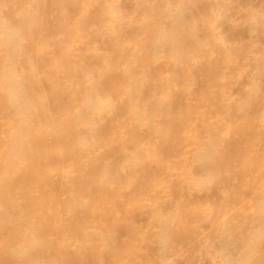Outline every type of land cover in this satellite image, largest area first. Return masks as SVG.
<instances>
[{
	"label": "rangeland",
	"instance_id": "1",
	"mask_svg": "<svg viewBox=\"0 0 264 264\" xmlns=\"http://www.w3.org/2000/svg\"><path fill=\"white\" fill-rule=\"evenodd\" d=\"M30 1L0 0V264H264V0Z\"/></svg>",
	"mask_w": 264,
	"mask_h": 264
},
{
	"label": "bare ground",
	"instance_id": "2",
	"mask_svg": "<svg viewBox=\"0 0 264 264\" xmlns=\"http://www.w3.org/2000/svg\"><path fill=\"white\" fill-rule=\"evenodd\" d=\"M30 1V0H29ZM34 1V0H33ZM184 0H182V2H183ZM31 2V1H30ZM17 3V2H16ZM35 4V3H34ZM136 5H137V3H136ZM167 5V4H166ZM39 6V5H38ZM146 6H148V5H146ZM12 7V6H11ZM33 8H34V6H32ZM105 7V6H104ZM167 7V6H166ZM196 8V7H195ZM64 9V8H63ZM82 9V8H81ZM36 10V9H35ZM37 11V10H36ZM109 11V10H108ZM29 12V11H28ZM3 13V12H2ZM122 13V12H121ZM39 14H41V13H39ZM63 14V13H62ZM138 14V13H137ZM1 15V14H0ZM42 17V16H41ZM43 17H44V15H43ZM168 20V19H167ZM138 21V20H137ZM155 21H156V19H155ZM80 22V21H79ZM105 23V22H104ZM173 23V22H172ZM52 24V23H51ZM108 24H109V22H108ZM25 25V24H24ZM165 25V24H164ZM163 29V28H162ZM28 30H29V28H28ZM113 31V30H112ZM0 32H1V34L2 35H4L5 37H6V49H7V51H9V58H13V52L15 51V49H16V46L15 45H13L12 43H11V38H12V36H14V35H16V34H18L19 33V28L18 27H13L10 31H8V32H6V31H4L3 29H2V26H1V23H0ZM106 34V33H105ZM80 36V35H79ZM95 38V37H94ZM107 38V37H106ZM124 38V37H123ZM160 38H161V36H160ZM110 40H111V38H110ZM26 41V40H25ZM61 41V40H60ZM98 42V41H97ZM128 42V41H127ZM99 43V42H98ZM107 46V45H106ZM128 49V48H127ZM150 49V48H149ZM117 51V50H116ZM32 52V51H31ZM106 52H107V50H106ZM53 54V53H52ZM102 54V53H101ZM54 55V54H53ZM112 56V55H111ZM173 60V59H172ZM178 61V60H177ZM134 62V61H133ZM140 62V61H139ZM138 62V63H139ZM168 62V61H167ZM163 63V62H162ZM132 64V63H131ZM12 65H14L13 63H12ZM136 65V64H135ZM139 65V64H138ZM158 65V64H157ZM166 65V64H165ZM35 66V65H34ZM88 66V65H87ZM196 66V65H195ZM62 67V66H61ZM178 67V66H177ZM60 68V67H59ZM128 68V67H127ZM69 70H71V69H69ZM132 70H134V69H132ZM157 70V69H156ZM109 71V70H108ZM135 71H136V69H135ZM31 72V71H30ZM122 72V71H121ZM179 72V71H178ZM25 73V72H24ZM64 73V72H63ZM92 73V72H91ZM114 73H115V70H114ZM137 73V72H136ZM168 73V72H167ZM5 74H6V72H5ZM110 74V73H109ZM181 74V73H180ZM184 74V73H183ZM179 75V74H178ZM34 76H36V75H34ZM77 77V76H76ZM94 78V77H93ZM186 78V77H185ZM97 80H98V78H96ZM188 79V78H187ZM195 79V78H194ZM193 79V80H194ZM10 80V84H11V86H10V88H9V94H10V96L11 97H13L16 93H21L22 94V89L19 87V88H17L16 87V84H17V81L15 80V78H10L9 79ZM96 80V81H97ZM73 81V80H72ZM99 81V80H98ZM136 82V81H135ZM138 82V81H137ZM154 82H155V80H154ZM175 82V81H174ZM185 82H187V81H185ZM184 82V83H185ZM40 83V82H39ZM72 83V82H71ZM184 83H183V85H184ZM195 83V82H194ZM41 84V83H40ZM186 84V83H185ZM192 84V83H191ZM42 85V84H41ZM103 85V84H102ZM135 85V87H136V83L135 84H133V86ZM72 86V85H71ZM104 86V85H103ZM187 86V85H186ZM257 86V85H256ZM40 87V86H39ZM131 87V86H130ZM183 87H185V86H182V88ZM41 88H44L43 86L41 87ZM173 88V87H172ZM186 88V87H185ZM170 89V88H169ZM187 90V89H186ZM211 90V89H210ZM44 91V90H43ZM155 91V90H154ZM166 91V90H165ZM225 91V90H224ZM45 92V91H44ZM186 92V91H185ZM174 93V92H173ZM187 93V92H186ZM191 93V92H190ZM205 93V92H204ZM164 94V93H163ZM203 94V93H202ZM31 95V94H30ZM189 95V94H188ZM207 95V94H206ZM111 96V95H110ZM82 97V96H81ZM93 97V96H92ZM192 97V96H191ZM31 98H33V97H31ZM47 97L45 96V99H46ZM67 98V97H66ZM187 98V97H186ZM161 99V98H160ZM171 99H172V97H171ZM31 100V99H30ZM33 100V99H32ZM41 100V99H40ZM157 100V99H156ZM188 100V99H187ZM83 101V100H82ZM122 101H123V99H122ZM41 102V101H40ZM111 102V101H110ZM184 102V101H183ZM189 102V101H188ZM192 102V101H191ZM199 102V101H198ZM232 101H230V103H231ZM98 103H100V101L98 100ZM172 103V102H171ZM180 103H181V101H180ZM186 103V102H185ZM208 103V102H207ZM100 104H102V103H100ZM195 104V103H194ZM67 105V104H66ZM125 105V104H124ZM204 105H205V103H204ZM228 105H229V103H228ZM228 105H226V106H228ZM35 106V108H37L36 107V105H34ZM46 106H48V105H46ZM95 106V105H94ZM168 107V106H167ZM182 107V106H181ZM47 110H48V108H46ZM124 110V109H123ZM179 110H180V108H179ZM199 110V109H198ZM46 111V110H45ZM49 111V110H48ZM210 111V110H209ZM94 112V111H93ZM136 112V111H135ZM243 112V111H242ZM249 112V111H248ZM48 113H50V112H48ZM212 113V112H211ZM97 114V113H96ZM217 114V113H216ZM185 115V114H184ZM212 115V114H211ZM210 115V116H211ZM219 114H217V116H218ZM247 116V115H246ZM39 117V116H38ZM219 117V116H218ZM176 118V117H175ZM187 118V117H186ZM217 118V117H216ZM259 118V117H258ZM83 119V118H82ZM211 119H212V117H211ZM112 120V119H111ZM225 120V119H224ZM227 120V119H226ZM132 121V120H131ZM207 121V120H206ZM215 121V120H214ZM234 121V120H233ZM118 122V121H117ZM219 122V121H218ZM217 122V123H218ZM221 122H222V120H221ZM113 123V122H112ZM120 123V122H119ZM156 123V122H155ZM217 123H216V125H217ZM229 124H231L230 122H229ZM29 125V124H28ZM192 125H193V123H192ZM224 125V124H223ZM159 126V125H158ZM225 126V125H224ZM223 126V127H224ZM51 127V126H50ZM192 127V126H191ZM194 127V126H193ZM214 127V126H213ZM226 127H227V125H226ZM263 127V126H262ZM181 129V128H180ZM228 129V128H227ZM187 130V129H186ZM185 130V131H186ZM195 131V130H194ZM209 131V130H208ZM211 131H213L214 132V130H211ZM45 132V131H44ZM53 132V131H52ZM192 133V131H189V133ZM198 132V131H197ZM197 132H196V136H197ZM238 132V131H237ZM157 133V132H156ZM182 133L183 132H181V135H182ZM189 133H187V134H189ZM208 133V132H207ZM185 134V133H184ZM193 134V133H192ZM159 135V134H158ZM194 135V134H193ZM200 136V135H199ZM205 136V135H204ZM208 136H209V134H208ZM78 137V136H77ZM194 137V136H193ZM198 137V136H197ZM199 138V137H198ZM226 138V137H225ZM260 138V137H259ZM151 139V138H150ZM149 139V140H150ZM192 139V138H191ZM264 139V138H263ZM187 140H188V138H187ZM194 141H195V137H194V139H193ZM258 140V139H257ZM185 141V140H184ZM264 141V140H263ZM69 142V141H68ZM193 142V141H192ZM133 143V142H132ZM185 143H186V141H185ZM232 143V142H231ZM74 144V143H73ZM187 144V143H186ZM155 145V144H154ZM192 145H194V144H192ZM196 145H197V143H196ZM198 146V145H197ZM79 147V146H78ZM139 147V146H138ZM155 147H156V145H155ZM223 147V146H222ZM125 148H126V146H125ZM157 148V147H156ZM179 148H181L180 146H179ZM186 148V147H185ZM188 148V147H187ZM187 148H186V150H187ZM205 149V148H204ZM221 150V149H220ZM7 151V150H6ZM175 151H177V150H175ZM175 151H174V153H175ZM229 151V150H228ZM90 152V151H89ZM163 152V151H162ZM182 152V151H181ZM199 152V151H198ZM214 152V151H213ZM223 153H224V151H222ZM221 152V153H222ZM147 153V152H146ZM173 153V152H172ZM173 153V154H174ZM179 153V152H178ZM202 153V152H201ZM207 153V152H206ZM209 153V152H208ZM220 153V154H221ZM157 154V153H156ZM160 155V154H159ZM224 155V154H223ZM122 156V155H121ZM177 157V156H176ZM139 158V157H138ZM150 158V157H149ZM174 159H175V157H173ZM123 159V158H122ZM183 160V159H182ZM221 160V159H220ZM26 161V160H25ZM127 161V160H126ZM130 161V160H129ZM223 163V162H222ZM8 164V163H7ZM151 164H153V163H151ZM212 165V164H211ZM141 166V165H140ZM152 166V165H151ZM224 166V165H223ZM42 167V166H41ZM40 167V168H41ZM114 167H116V166H114ZM218 167V166H217ZM225 167V166H224ZM6 168V167H5ZM226 168V167H225ZM18 169H20V168H18ZM43 169V168H42ZM213 169V168H212ZM63 170V169H62ZM221 170V169H220ZM227 170V169H226ZM235 170V169H234ZM219 171V170H218ZM222 171V170H221ZM155 172V171H154ZM162 172V171H161ZM212 172V171H211ZM227 172V171H226ZM225 172V173H226ZM49 173V172H48ZM160 173V172H159ZM200 173H201V171H200ZM221 173V172H220ZM12 174H13V172H12ZM81 174V173H80ZM153 174V173H152ZM182 174V173H181ZM187 174V173H186ZM199 174V173H198ZM164 175V174H163ZM200 175V174H199ZM218 175V174H217ZM161 176V175H160ZM229 176V175H228ZM151 177V176H150ZM231 177V176H230ZM235 177V176H234ZM155 178V177H154ZM157 178H158V176H157ZM217 179V178H216ZM236 179V178H235ZM234 180V179H233ZM178 181H179V178H178ZM181 181V180H180ZM215 181V180H214ZM170 182V181H169ZM184 182V181H183ZM188 182V181H187ZM199 182V181H198ZM224 182V181H223ZM200 183V182H199ZM221 183V182H220ZM225 183V182H224ZM231 183V182H230ZM157 184H159V183H156L155 185H157ZM219 184V183H218ZM5 185V184H4ZM181 185V184H180ZM225 185V184H224ZM224 185H222V186H224ZM229 185V184H228ZM6 186V185H5ZM189 186V185H188ZM209 186V185H208ZM207 186V187H208ZM233 186V185H232ZM122 187V186H121ZM156 187V186H155ZM198 187V186H197ZM177 188V187H176ZM194 188V187H193ZM222 188V187H221ZM187 189H188V187H187ZM195 189V188H194ZM219 189V188H218ZM224 189V188H223ZM68 190V189H67ZM157 190V189H156ZM186 190V189H185ZM204 190V189H203ZM92 191V190H91ZM149 191V190H148ZM222 191V190H221ZM143 192V191H142ZM188 192V191H187ZM212 192V191H211ZM232 192V191H231ZM126 193V192H125ZM145 193V192H144ZM148 193H150V192H148ZM160 193V192H159ZM172 193V192H171ZM210 193V192H209ZM193 194V193H192ZM196 194V193H195ZM228 194H229V191H228ZM156 195V194H155ZM162 195V194H161ZM197 195V194H196ZM220 195V194H219ZM225 195H226V193H225ZM149 196V195H148ZM218 196V195H217ZM173 197V196H172ZM192 197V196H191ZM190 197V198H191ZM226 197V196H225ZM228 197V196H227ZM146 198H147V194H146ZM160 198V197H159ZM178 198V197H177ZM189 198V199H190ZM189 199H188V201H189ZM153 200V199H152ZM198 200H199V198H198ZM160 201H161V199H160ZM173 201V200H172ZM176 202V201H175ZM140 203V202H139ZM141 203H142V201H141ZM181 203V202H180ZM254 203V202H253ZM164 204V203H163ZM168 204V203H167ZM172 204V203H171ZM201 204V203H200ZM206 204V203H205ZM143 205H144V203H143ZM147 205V204H146ZM162 205V204H161ZM161 205H159L160 207H161ZM181 205V204H180ZM247 205V204H246ZM206 206H208V205H206ZM219 206V205H218ZM247 206H249V205H247ZM111 207V206H110ZM119 207V206H118ZM153 207H154V205H153ZM169 207V206H168ZM170 207H172V206H170ZM207 208V207H206ZM216 208V207H215ZM227 208V207H226ZM239 208V207H238ZM165 209V208H164ZM177 209V208H176ZM222 209V208H221ZM232 209V208H231ZM111 210V209H110ZM154 210L155 209H153V212H154ZM167 210H168V208H167ZM166 210V211H167ZM178 210V209H177ZM213 210V209H212ZM224 210V209H223ZM58 211V210H57ZM120 211V210H119ZM162 211H163V209H162ZM170 211V210H169ZM215 211H217V210H215ZM242 211V210H241ZM240 210H239V212H241ZM244 211V210H243ZM242 211V212H243ZM113 212V211H112ZM187 212V211H186ZM229 212V211H228ZM234 212V211H233ZM238 212V211H237ZM238 212V213H239ZM61 213V212H60ZM120 213V212H119ZM166 214V213H165ZM178 214H179V212H178ZM227 215V214H226ZM231 215V214H230ZM240 215V214H239ZM221 216V215H220ZM228 216V215H227ZM162 217V216H161ZM182 217V216H181ZM208 217V216H207ZM223 217V216H222ZM240 217H242V215L240 216ZM245 218H247L246 216H244ZM243 217V218H244ZM255 217V216H254ZM232 218V217H231ZM235 218V217H234ZM250 218V217H249ZM198 219V218H197ZM228 219V218H227ZM219 220H222V219H219ZM247 220V219H246ZM114 222V221H113ZM221 222V221H220ZM233 222V221H232ZM245 223V222H244ZM224 224V223H223ZM222 224V225H223ZM123 225H125V224H123ZM196 225V224H195ZM220 225V224H219ZM115 226V225H114ZM201 226V225H200ZM123 227V226H122ZM212 227V226H211ZM205 228V227H204ZM251 228V227H250ZM200 231V230H199ZM227 231V230H226ZM205 232V231H204ZM207 232V231H206ZM240 232V231H239ZM117 235H118V233H116ZM115 234V235H116ZM55 235V234H54ZM113 235V234H112ZM253 235V234H252ZM181 236V235H180ZM242 237V236H241ZM95 238V237H94ZM121 238V237H120ZM161 238V237H160ZM239 239V238H238ZM70 240V239H69ZM78 241V240H77ZM85 241H86V239H85ZM254 241V240H253ZM143 242V241H142ZM230 242V241H229ZM174 243V242H173ZM262 244V243H261ZM86 246V245H85ZM84 246V247H85ZM245 246V245H244ZM76 247V246H75ZM259 247V246H258ZM86 249V248H85ZM79 250V249H78ZM260 250V249H259ZM202 251V250H201ZM258 251V250H257ZM82 252V251H81ZM148 252V251H147ZM250 255V254H249ZM153 256V255H152ZM251 258V257H250ZM87 259V258H86ZM176 259V258H175ZM199 259V258H198ZM211 260V259H210ZM160 261V260H159ZM161 263V262H160ZM80 264V263H79ZM110 264V263H109ZM166 264V263H165Z\"/></svg>",
	"mask_w": 264,
	"mask_h": 264
}]
</instances>
